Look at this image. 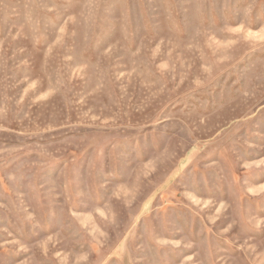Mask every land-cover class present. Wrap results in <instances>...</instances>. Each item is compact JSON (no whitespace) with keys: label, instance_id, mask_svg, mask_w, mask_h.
I'll return each instance as SVG.
<instances>
[{"label":"rangeland","instance_id":"1","mask_svg":"<svg viewBox=\"0 0 264 264\" xmlns=\"http://www.w3.org/2000/svg\"><path fill=\"white\" fill-rule=\"evenodd\" d=\"M0 264H264V0H0Z\"/></svg>","mask_w":264,"mask_h":264}]
</instances>
